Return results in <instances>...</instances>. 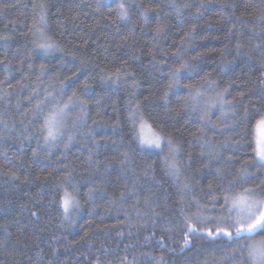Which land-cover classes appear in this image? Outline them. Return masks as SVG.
Masks as SVG:
<instances>
[{
    "label": "trees",
    "instance_id": "obj_1",
    "mask_svg": "<svg viewBox=\"0 0 264 264\" xmlns=\"http://www.w3.org/2000/svg\"><path fill=\"white\" fill-rule=\"evenodd\" d=\"M3 2L14 6L0 11V81L4 82L0 83V111L6 110L4 118L10 117L16 129L0 136V239L9 241L0 248V264H96L97 260L99 264H160L161 258L164 264H221L231 251L229 242H213L197 234L190 238V247L183 248L184 223L179 215L181 206L188 215L196 212L193 196L205 203L207 185L209 181L215 183L211 171L217 165L196 175L202 183L183 197L181 205L172 180L162 172L163 154L150 155L131 141L129 101L139 102L146 117L182 144L185 160L192 154V167L184 169L181 179L191 177L203 163L198 159L200 148L190 135L199 121L184 110L180 101L183 89H172L168 108L163 107L168 66L178 62L174 53L181 47L184 59L200 54L196 62L199 75L191 80L182 78V84L199 83L200 77L211 74L219 84L217 90L228 88V99H242L237 105L241 119L245 108L249 116L257 110L264 112V87L260 83L264 22L257 19L264 0H126L127 20L118 19L113 11L120 0ZM40 2L47 7L49 35L63 52L44 55L31 50L28 26L33 5ZM201 4L204 7L196 15ZM145 8L151 9L146 20L141 15ZM158 24L162 29L159 33L154 31ZM193 27V37L182 44L181 37ZM81 61L83 70L70 82L68 94L87 79L89 89L81 96L88 111L82 134L67 150L63 144L48 148L41 143L37 148L35 138L21 143L20 122L29 123L24 119L26 98L39 65L46 63L51 69L44 78L47 83L57 74L70 75ZM118 69L121 78L115 84L101 80V76ZM133 79L135 88L131 87ZM78 111L71 113L72 118ZM218 117L220 112L216 111L211 119L215 122ZM257 118L253 116L247 128L242 125L237 130L239 147L233 163L225 166L229 178L245 163L264 178V169L254 163L249 146L256 136L253 125ZM208 135L220 141L228 133ZM34 149L38 155H33ZM125 153L130 160L128 168L121 165ZM230 155L231 150L224 152V157ZM153 162L154 173L143 175L145 165ZM66 167L73 172L81 204L71 222L62 221L58 210L49 206V201L58 198L57 178ZM90 189L91 197L87 195ZM150 193L159 216H138L137 207L141 213L148 212L144 199ZM5 228L10 236L6 237Z\"/></svg>",
    "mask_w": 264,
    "mask_h": 264
},
{
    "label": "snow or ice",
    "instance_id": "obj_2",
    "mask_svg": "<svg viewBox=\"0 0 264 264\" xmlns=\"http://www.w3.org/2000/svg\"><path fill=\"white\" fill-rule=\"evenodd\" d=\"M14 5L5 4L0 0V11L6 7ZM183 7H189L184 4ZM204 5L197 7L196 15L200 14V9ZM260 15L258 21L264 22V4L260 6ZM120 20H127L129 17V8L126 6V0H120L116 8L113 9ZM151 9L145 8L141 13L142 17L147 19L148 12ZM47 7L45 3L40 2L33 5L32 23L28 26L31 34L32 51L38 50L44 55L55 51H65L53 36L49 35L47 23ZM237 20L240 18L237 17ZM161 27L158 24L154 29L159 33ZM195 33V27L185 32L181 37L182 44L189 41ZM239 48V45L237 46ZM174 55L178 58L175 65L168 66L169 83L166 85V91L163 94V107L168 108L169 92L172 89H183L184 95L180 97L184 110L196 116L199 121V127L190 135L194 138L196 145L200 148L198 159L202 161V168H198L196 173L191 177L184 176V169L192 167L193 156L188 154L184 159L183 146L172 134L166 133L162 127L156 125L150 118L146 117L141 111V104L137 102L132 104L129 101L128 118L131 121V141L139 147L141 151H147L148 154L162 155L160 163L162 172L172 180L173 186L181 196L180 204L183 205V197L194 191L196 184L202 183L196 179L197 174L203 170H212L213 165H217L211 175L215 183L209 181L207 192L204 195L205 203H201L195 196L192 203L196 206V212L188 215L183 206L179 208V215L183 219V248L190 247V238L194 235L201 234L205 238L215 240L226 239L231 246V251L221 264H228V261L234 264H264V178H261V172L257 170L252 172V165L245 163L237 174L229 178L226 171V165L232 164L235 151L239 147L240 139L237 130L244 125L247 128L251 123L253 116H258L253 125L256 136L249 146L254 153L253 161L259 164L260 169H264V112L257 110L253 116L248 115V109H244L243 119L237 109V105L242 103L241 100L228 99L230 93L227 87L217 90L219 84L211 78V74H205L200 77V82L181 83L182 78L192 79L198 76L196 71V62L200 60V54L193 56L190 60L184 59L183 49H177ZM3 61L0 60V64ZM163 63V62H161ZM81 66L76 67L70 75L61 77L59 74L50 77L45 83L44 78L48 76L51 69L46 63L39 65V72L36 75V81L32 87L31 94L26 98L28 107L25 109L24 119L29 123L20 122L23 127L21 143L24 140L33 138L37 141V148L52 147L63 144L64 148L70 149L78 135H81V129L87 127L86 117L88 114L87 103L81 98L82 94L89 89L87 79L71 94L68 89L70 82L83 69ZM32 68V65H29ZM131 74L125 73V76ZM121 78L120 70L101 76L102 81H111L115 84ZM27 79V77L25 78ZM0 83H4L0 81ZM261 86L264 87V72L260 77ZM23 86V85H22ZM137 82L132 80L131 87L135 88ZM243 97V93L240 94ZM20 104L17 103V108ZM79 109L75 118L71 113ZM216 111L220 112L217 121L211 119ZM6 110L0 111V136L4 133H12L16 129V124L11 118L5 119ZM230 121V122H229ZM247 121V123H245ZM211 132L214 135L218 132L220 135L228 133L223 140L216 141L208 135ZM254 144V146H253ZM231 150L233 155L224 157V152ZM33 155H38L36 149ZM51 152H49V156ZM89 162L92 161L90 153ZM130 160L128 154H124L121 165L128 168ZM155 162L146 164L143 175L147 176L150 172L154 173ZM14 175V174H13ZM154 178V177H153ZM259 179V183L256 181ZM251 182V183H250ZM162 187V186H161ZM57 197L49 201L50 207H55L61 215L62 221L71 222L74 215L79 211L81 204L78 199L79 190L74 183L73 172L65 168L64 174L57 178ZM203 191V188L201 189ZM93 190L90 189L87 195L91 197ZM165 196H168L165 190ZM120 199H124V193L120 194ZM156 201L152 199L150 193L144 199V205L148 207V212L141 213L137 207L138 216L158 217L159 213L155 207ZM127 215V211L125 210ZM33 216L36 215L34 212ZM179 222V221H177ZM209 225L208 227H204ZM59 227V225H58ZM5 235L11 234L4 229ZM53 237V240H56ZM147 239V238H146ZM9 241L7 238L0 239V248H5ZM31 264V262H30ZM96 264H99L97 260ZM160 264H164L163 258Z\"/></svg>",
    "mask_w": 264,
    "mask_h": 264
}]
</instances>
